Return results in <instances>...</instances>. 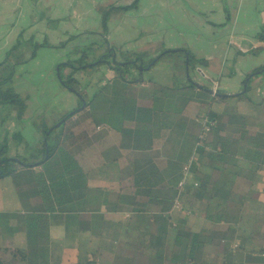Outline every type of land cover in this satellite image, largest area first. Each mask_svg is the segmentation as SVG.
<instances>
[{
  "label": "trees",
  "instance_id": "obj_1",
  "mask_svg": "<svg viewBox=\"0 0 264 264\" xmlns=\"http://www.w3.org/2000/svg\"><path fill=\"white\" fill-rule=\"evenodd\" d=\"M137 8L138 0H134L126 6L111 4L101 9L100 32L89 34L96 33L99 42L105 43L103 54L92 56L94 59L88 62V52L97 47V44L91 43L88 47L83 46L84 51L79 47L72 52L68 50L67 62L59 64V83L72 94L73 91L77 93L80 85L73 74L100 65L111 71L113 77L91 99L86 101L79 93L80 98L75 97L77 107L72 111L59 116L51 126L36 124L37 128L40 127L41 140L34 148L28 149L22 135L15 133L11 139L16 144V151L11 156L7 139H0V179L11 178L25 210L24 215L14 216L16 228L13 231L25 232L26 249L23 254L17 250L10 252L26 264H49L47 230L50 223L61 224L62 220L72 219L73 209L68 205L80 199L77 182L86 173L105 165L117 169L119 188L111 193L89 188L91 203L102 201L106 212L131 215L133 220L128 225L147 236V246L155 253V264H182L186 261L200 264L197 255L204 247L202 238L205 236L192 234L181 220L172 227L168 218L176 196L175 188L182 178V168L193 149L197 146V165L205 166L213 162V172L216 173L203 175L197 171L196 165L193 166L198 186H188L181 203L192 205L198 202L205 218L211 223L233 224L241 219V209L231 204L229 199L231 193L237 190V179L243 181L244 190L240 192L245 195L251 187L254 173L264 168V129L252 131L242 121L244 116L235 112L224 115L210 108L213 101L223 102L228 98L240 100L244 97L247 103H251L247 92L253 77L263 75L264 62L245 75L241 83L245 91L238 94L225 95L218 90L211 94L208 87L193 82L189 77L186 85L179 87L145 81L144 69L153 61L156 65L167 54H182L186 70L189 66L195 68L196 63L205 66L207 60L197 59L189 50L182 49H164V52L154 55L146 50L124 55L121 50L117 51L108 44V23L114 14H125ZM77 37L69 36L55 46L45 40L38 43L30 39L28 43L33 50L30 59L35 58L39 48L64 49ZM255 37L264 42V30ZM23 43L26 42L19 38L6 52L0 71L10 60L14 61ZM23 61L17 60L16 63ZM67 69L71 72L64 77L62 71ZM10 77L11 74L0 79V107L12 106L16 109L17 120L21 121L25 117L26 103L8 86ZM108 88L110 94L105 99L104 110L96 117L91 111V103L98 93ZM82 101L85 102L84 108H81ZM203 107L207 108L204 116L213 126L205 140L201 141L202 127L198 119ZM59 122L60 126L56 127ZM98 127L102 129L98 130ZM25 148L27 150H23ZM238 157L242 160L239 161ZM52 212L55 213L53 216L47 215ZM10 215L0 216L2 225L7 224ZM170 228L174 230V239L167 252L165 246ZM5 230L7 234L12 232L1 227L0 233ZM0 264L5 263L0 259ZM83 264L98 262L92 260Z\"/></svg>",
  "mask_w": 264,
  "mask_h": 264
},
{
  "label": "crops",
  "instance_id": "obj_2",
  "mask_svg": "<svg viewBox=\"0 0 264 264\" xmlns=\"http://www.w3.org/2000/svg\"><path fill=\"white\" fill-rule=\"evenodd\" d=\"M133 1L127 0L128 3L120 5L117 0H109L104 5L100 1L96 3L97 0H34L35 5L38 6L35 9L39 11L42 9L55 10L58 16L56 17L57 20H63V16L71 12L74 14L82 12L85 4L89 9H86L88 12L85 15L93 17L96 14L97 17L99 16V25L101 9L111 4L126 6ZM142 1L138 0V8L141 6ZM190 1L144 0L139 13L142 16H152V24L145 23L146 26L161 27L165 23L163 17L165 18V15H167L164 10L170 6L172 9H170L171 14H168V16L171 19L176 17L177 21V25L171 26V28L178 27L180 25L178 21L186 18L189 21H181V29L186 27L193 31L195 35L206 31L211 35L210 38L205 40L206 45L221 43L226 48L233 47L237 52L234 55L237 61H250L249 65L251 67H247L240 74L243 79L253 68L264 62V42H259L255 37L260 31L264 30V5L259 8L250 0H229L228 5L234 9L228 8L230 12L225 14V8H221L222 5L224 6L222 0L221 3H219V0H194L197 11H185L186 16H184L180 11V5L175 6V3H181V9H186ZM25 2L26 0H0V28H2L0 30V60H3L5 53L11 49L10 44L13 39L15 43L19 38L23 39V31L20 32V27L14 29V22L25 18ZM251 5L254 6L256 14H252V9L248 8ZM138 8L133 11H138ZM260 11L262 15H257ZM121 14H114L112 20ZM6 27L8 29L4 32ZM95 32H100V28L96 29ZM23 40L26 43L28 42L25 39ZM57 43L59 42L57 41ZM167 46V48H164L165 50H171L172 47L170 46L178 45L168 44ZM175 49L189 50L180 47ZM211 66L212 64L207 61L205 68L209 69ZM243 79L240 81V86H242ZM197 83L203 85L202 82ZM219 86L218 88L221 89ZM242 88L233 92L222 89L221 92L225 95L238 94ZM247 97L253 103L254 99ZM262 98L257 99L261 101ZM237 100L236 98H228L222 102V104H227L230 101L231 105H233V101L236 102L235 108L231 106L233 110L231 109L232 111L229 110L225 114L235 112L243 116L248 115L244 111L245 108L240 110ZM251 103H247V105ZM256 103L258 104V102ZM248 109L250 110V107ZM204 114L200 112L199 118L203 117ZM25 119L26 116L22 121ZM51 125V123H48V126ZM18 128L13 129L17 131ZM247 128L252 131L264 129L258 124H255V126L247 124ZM13 134H8V140L12 143L11 136ZM40 139L41 137L39 141ZM13 145L14 148L10 151L12 155L16 151V144L13 143ZM237 159L242 160L241 157ZM214 166L215 163L213 162H209L205 166L202 164L196 165L197 171L207 176L216 173L213 172ZM77 188L78 193L81 192L80 199L73 200L68 205L73 209L72 219L70 221L62 220L63 223L61 224L52 221L48 227L47 252L49 264H83L92 260H95L98 264H155L153 262L155 253L147 246V236L142 231L128 225L133 220L131 215L122 212H106L105 204L102 201H93L92 203L90 201L89 188L104 193L116 192L119 188L118 173L115 167L105 165L86 173L77 182ZM236 188L237 190L231 193L229 199L231 204L239 206L242 211L241 219L237 223H211L205 218L198 202H194L192 205H184L185 209L183 210H171L168 215L172 227L181 220L185 229L192 234L205 236L202 238L205 241L204 247L201 253L197 255L200 264H264V168L254 173L251 187L245 195L240 192L244 190V184L240 178L237 179ZM41 208L43 207L41 206ZM24 213L25 210L17 197L11 178L0 179V216L11 214L7 224L2 225L0 218V230L1 227L12 230L9 234L5 233L7 230L0 233V259L5 264H26L10 252V250H17L20 254H23L26 249L25 232L23 230L13 231L16 228L14 216H22ZM54 214V212L47 213L48 216ZM91 216H101L102 218ZM173 239L174 230L170 228L165 246L167 252L171 249ZM182 254L183 249L181 247ZM182 264H189V261Z\"/></svg>",
  "mask_w": 264,
  "mask_h": 264
},
{
  "label": "rangeland",
  "instance_id": "obj_3",
  "mask_svg": "<svg viewBox=\"0 0 264 264\" xmlns=\"http://www.w3.org/2000/svg\"><path fill=\"white\" fill-rule=\"evenodd\" d=\"M99 1L101 4L103 3L105 5L109 0H97L96 3H99ZM117 1L120 5L128 3L126 2L127 0ZM222 1L224 6L221 4L223 6H221V8H225V14L226 12H230L228 8L234 9L228 5L229 0ZM250 1L258 5L259 8L264 5V0ZM219 3H221V0H219ZM140 4L142 6L144 0ZM177 5H180V11L184 16H186L185 11H197L194 0L190 1L186 9H181V3H175V6ZM141 6L138 8V11L128 12L127 14L122 13L116 16V19H110L107 35L109 45L114 46L117 51L118 49L121 50L120 52H122L123 55L128 52L131 53L132 51L139 52L144 50L150 55H154L164 52L162 50L167 48L168 44H173L178 46H170L172 47L171 50L176 47L189 49L197 59L203 58L212 64V66L207 69L204 65L196 63L194 66L195 68L189 66L186 70L183 66L186 60H184L182 54H167L163 56L156 65L153 67L151 66L149 70L144 69L143 78L145 81L151 80L161 85H168L170 83L169 86L174 85L175 87H179L185 86L187 77H189L190 80L195 83L202 82V84L211 91H221L224 89V91L233 92L238 91L242 87L240 86V81L243 77L241 78L240 74L244 72L247 67H251V65H249L250 61H237L235 59L236 57H234L237 52L233 47L229 49L221 43L217 45H206L205 40L211 37L208 32L202 31L200 34L195 35L193 31H190V29L186 27H182L181 29V21H189L186 18L178 21V23H180L178 27L171 28V26L177 25V21L176 17H172L171 19L170 16H168V14H171L169 12L170 9H172L170 6L168 9L164 10V13L167 15H165V18L163 17L165 23L161 27L146 26L145 23L152 24L153 18L151 15L142 16L141 13H139L141 11ZM35 7L38 6L35 5L34 0H26L24 7L25 18L14 22V29H19L20 27V32L23 31V39L29 41L33 38V41L38 43H42L45 40L48 44L55 46V44L57 45L67 40L66 38L69 36L77 35L78 37L75 39L74 43L67 44L64 49H53V47L37 48L38 50L35 52V58L32 60L30 59V55L33 51L31 50V43H23L22 48L16 52L14 61L10 60L5 69L0 71V79L11 74L8 86L25 99L27 106L25 112L26 119L24 121L17 120L16 109L12 106L0 107V139H7L6 144L8 145L9 155L11 156L12 154H10V151L14 148L13 143L15 142L13 140V143L11 141L9 142L8 134H13L14 132L20 133L26 143L25 146L28 149L34 148L39 143L40 138V127L37 128L36 124H53L59 116L77 107L76 96L61 86L56 72V68L59 64L67 62L68 50L72 52L75 47H79V49L84 51L85 48H83V46L88 47L91 43L97 44V47L87 54L88 62H91L94 59L92 56L96 55L99 57L103 54V50L105 49V43L102 41L99 42V38L95 35L96 33L89 34L100 28L98 21L99 16L97 17L96 14L93 17L91 15L86 16L85 14L88 12L86 9H89L85 4L82 12H77L75 14L71 12L64 15L63 20H57L56 17L58 16L55 10L48 11L42 9L39 11L35 9ZM248 8L252 9V14L257 13L253 5ZM257 15H262V12H258ZM95 20L98 22H95ZM7 29V27L4 28V32ZM0 30H2V28H0ZM57 41L59 43H57ZM23 42L25 41L23 40ZM14 44L15 40L13 39L10 47ZM12 55L14 56V52ZM17 60L24 61L19 64L16 63ZM2 61L1 59L0 63ZM97 61H99V59ZM70 72L71 69L63 70L62 74L65 77L70 74ZM73 76L80 82L76 90L77 93H81L84 99L88 101L106 81L113 77V74L105 65H100L91 70L87 69L83 72H77L73 74ZM218 85H220L219 87H221V89L218 88ZM242 90L243 88L240 92H242ZM109 94L110 90L108 88L98 93L93 99L94 101L91 103L90 107L92 113L96 117L104 110L105 99ZM247 96L254 99L253 103L250 105H247L244 97L240 100L238 99L239 101L236 98L240 110L245 108L244 111L248 114L244 116L242 121L246 125L250 124L255 126V124H258L264 127V101H262L264 98V73L261 76L256 75L253 77ZM257 98L262 99L259 101ZM256 102H258V104ZM235 104V101H233V105H231L230 101H228L227 104L213 101L210 108L212 111L225 115V112L231 109L233 110L231 106L235 108ZM248 107H250V110ZM200 111L206 113L207 108L203 107ZM17 127H19L17 131L13 129ZM27 148L23 150H27Z\"/></svg>",
  "mask_w": 264,
  "mask_h": 264
},
{
  "label": "built area",
  "instance_id": "obj_4",
  "mask_svg": "<svg viewBox=\"0 0 264 264\" xmlns=\"http://www.w3.org/2000/svg\"><path fill=\"white\" fill-rule=\"evenodd\" d=\"M215 94V91H213ZM199 123L202 127V133L200 135V140H205L210 127L213 126L212 122H209L205 116L200 117L198 119ZM98 130L101 129V127L97 128ZM197 146L193 149L192 155L190 156L188 162L183 166L182 168V178L177 183V186L175 188L176 190V196L173 201L172 210H183L184 204L181 203V197L186 192V189L188 186L196 188L198 186L197 182L194 180V174L192 171L193 166L197 165V153H196Z\"/></svg>",
  "mask_w": 264,
  "mask_h": 264
},
{
  "label": "water",
  "instance_id": "obj_5",
  "mask_svg": "<svg viewBox=\"0 0 264 264\" xmlns=\"http://www.w3.org/2000/svg\"><path fill=\"white\" fill-rule=\"evenodd\" d=\"M154 63H155L154 61H153V62H151V64H150V65H148V66H147L145 69H146V70H149V69L151 68V66H152V65H154ZM56 70H57V71H56V72H57V78H58V80H59L58 67L56 68ZM243 91H245V86H244V90H243ZM208 92H210L211 94H213V93H214V92H213V91H211V90H208ZM73 94H75V96H77V98H80V96H79V94H78V93H76V92H74V91H73ZM84 107H85V102H84V101H82L81 108H84ZM81 108H80V109H81ZM72 113H73V112H71L69 115H71ZM60 124H61V123L59 122V123H57L55 126H56V127H58V126H60ZM14 160H15L16 162H19V160H18V159H14Z\"/></svg>",
  "mask_w": 264,
  "mask_h": 264
}]
</instances>
